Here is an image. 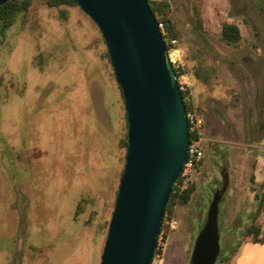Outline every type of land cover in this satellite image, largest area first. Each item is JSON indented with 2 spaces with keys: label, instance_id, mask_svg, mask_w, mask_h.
Listing matches in <instances>:
<instances>
[{
  "label": "rangeland",
  "instance_id": "374dc122",
  "mask_svg": "<svg viewBox=\"0 0 264 264\" xmlns=\"http://www.w3.org/2000/svg\"><path fill=\"white\" fill-rule=\"evenodd\" d=\"M153 1L169 2L181 31L167 36L178 40L177 78L204 120L205 157L190 202L165 215L152 264H191L211 231L216 264H264L262 253L240 252L264 162V0ZM225 23L239 26L238 46L222 40ZM107 53L80 6L36 0L0 29V264L101 263L128 134Z\"/></svg>",
  "mask_w": 264,
  "mask_h": 264
},
{
  "label": "water",
  "instance_id": "95a60500",
  "mask_svg": "<svg viewBox=\"0 0 264 264\" xmlns=\"http://www.w3.org/2000/svg\"><path fill=\"white\" fill-rule=\"evenodd\" d=\"M7 0H0V5ZM99 26L129 123L126 166L100 264H152L166 207L188 158L190 131L185 101L168 47L148 0H76ZM219 191L209 212V228ZM212 234L191 264H216Z\"/></svg>",
  "mask_w": 264,
  "mask_h": 264
},
{
  "label": "trees",
  "instance_id": "16d2710c",
  "mask_svg": "<svg viewBox=\"0 0 264 264\" xmlns=\"http://www.w3.org/2000/svg\"><path fill=\"white\" fill-rule=\"evenodd\" d=\"M35 1L36 0H7V2L0 5V29L2 31L8 30L14 24L17 15L20 13L28 12L32 8ZM41 1H43L49 7H60L64 5L79 6L76 0H41ZM148 1L150 3L151 9L157 15L158 22L165 24L166 29L169 33V37L180 39L181 31L177 28V26L174 23V19L170 13L169 2L168 1H153V0H148ZM164 37L165 39H167L168 36L164 35ZM221 38L229 46H233V47L238 46L242 40V33H241L239 26L233 23L223 24L222 31H221ZM166 44H167V47L170 48L168 41ZM107 55H108V58L110 59L109 51ZM174 69L178 77L179 71L175 67ZM119 88L121 90L122 97L126 105V101L123 95L122 88L120 86ZM181 92H182V95L185 101L186 111H188L190 108H192V105L190 104V102L186 100V93L183 90H181ZM126 115H127V110H126ZM127 126H128V131H129L128 117H127ZM190 136L192 138V134H190ZM125 146L128 151V146H129L128 134H127V138L125 141ZM179 180H177L176 183H178ZM253 180H254V176H253ZM176 183L173 186V190H172V193L170 195V198H169V201L166 207V213L169 211H172L174 205L176 204L186 205L191 200L192 192L194 191V186L191 185L187 190L183 192H175ZM256 197H257V208L252 216L250 224L243 231L242 235L244 237V240L243 242H241V244L247 241H250L253 243H263L264 244V231L262 229V225H263L262 220L264 217V192L257 194ZM165 215H164V220L166 217ZM164 220H163L162 228L164 226ZM162 228H161V232H162ZM156 251L157 250H155V252ZM226 260L228 261L230 260V258H226Z\"/></svg>",
  "mask_w": 264,
  "mask_h": 264
},
{
  "label": "built area",
  "instance_id": "2783aa9c",
  "mask_svg": "<svg viewBox=\"0 0 264 264\" xmlns=\"http://www.w3.org/2000/svg\"><path fill=\"white\" fill-rule=\"evenodd\" d=\"M159 28L164 35H168L166 27L163 23H159ZM165 39V37H164ZM166 43L170 44L172 49L168 48V56L175 67L177 63H180V48H178V40L170 39L167 37L165 39ZM180 88L183 91H186L185 84L180 82ZM186 100L188 101V97L186 96ZM187 119L189 123V131L192 134V138L190 136V146L188 152V158L184 165V169L179 177L178 183H176V191L175 192H183L187 190L192 183V176L197 171L199 166L202 164L205 157V128H204V120L203 117L198 114L194 109L190 108L187 111Z\"/></svg>",
  "mask_w": 264,
  "mask_h": 264
},
{
  "label": "crops",
  "instance_id": "0c3cea01",
  "mask_svg": "<svg viewBox=\"0 0 264 264\" xmlns=\"http://www.w3.org/2000/svg\"><path fill=\"white\" fill-rule=\"evenodd\" d=\"M253 176H254L253 181H254L255 188L257 189L258 186L261 188V190L256 191V193L252 197L257 202L256 195L264 192V162L260 161L259 159L257 160ZM262 223H263L262 229L264 231V217H263ZM242 249H244V251H246V249H248L252 255H254L256 253H262L264 256V244L263 243H253V242L247 241V242H244L242 244L240 252L242 251ZM229 262H225L223 264H226ZM237 264H240V258H239Z\"/></svg>",
  "mask_w": 264,
  "mask_h": 264
}]
</instances>
